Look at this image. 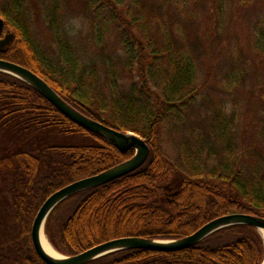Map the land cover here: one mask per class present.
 Listing matches in <instances>:
<instances>
[{
	"label": "trees",
	"instance_id": "trees-1",
	"mask_svg": "<svg viewBox=\"0 0 264 264\" xmlns=\"http://www.w3.org/2000/svg\"><path fill=\"white\" fill-rule=\"evenodd\" d=\"M98 1L95 11H90V0L85 5L96 23L97 61L105 67L102 82L117 100L102 91L91 96L100 80V65L93 64L83 77L75 73L67 53L61 55L73 68L65 73L41 58L28 26L13 22L23 13L15 12L14 3L4 7L0 3L2 32L14 36L0 50V60L28 69L80 113L119 132H132L149 146L146 162L136 171L73 195L51 211L44 224L51 246L68 257L118 238L177 240L228 214L264 219V110L260 139L236 143L234 115L226 113L224 100L200 101L212 71L206 69L203 80L197 73V39L187 43L171 24L184 21V32L189 26L195 35L194 15L201 1ZM100 6L105 14L99 13ZM218 7L217 1L220 32ZM111 35L115 46L108 51L104 40ZM260 35H249L258 55L264 54ZM235 72L227 71L223 78L227 97L230 88L242 84ZM124 80L128 91L119 87ZM197 108L205 116L193 120ZM162 128L165 139L178 131L184 136L177 162L162 149ZM0 140V264H42L33 251L30 228L43 203L67 185L134 154L132 149L119 152L111 142L68 120L32 88L2 73ZM263 260L260 234L249 226H233L179 252L120 251L88 264H261Z\"/></svg>",
	"mask_w": 264,
	"mask_h": 264
},
{
	"label": "rangeland",
	"instance_id": "rangeland-1",
	"mask_svg": "<svg viewBox=\"0 0 264 264\" xmlns=\"http://www.w3.org/2000/svg\"><path fill=\"white\" fill-rule=\"evenodd\" d=\"M200 1L194 15V24L198 28L195 35H191L189 26L188 32H184L181 28L184 21L171 20L177 33L184 37L187 43L193 44L197 39L196 47L200 56L193 53L200 58L199 63H196L200 78L202 80L206 78V69L212 71V76L206 78L209 83L203 88L204 96L200 101L205 97L224 100L226 113L234 115V124L231 128L236 143L259 140L264 110V54L258 55L253 52L249 37L261 34L260 37L262 36L264 41V0ZM217 1L221 12L220 32L217 31L218 18L215 10ZM0 3L3 7L5 4L11 6L14 3L15 12L23 13L22 16L17 14L13 22L20 25L23 21L28 26L30 39L40 57L52 63L57 71L62 69L65 73L68 68H73V63L64 61L61 55L64 53L73 58L77 75L87 77L93 64L100 65L99 59L97 61L99 51L94 43L93 24L96 23L89 17L90 11H95L100 1L90 0V11L85 5L86 0H0ZM103 7L100 6L98 9L101 14H105L106 11ZM188 21L193 20L190 18ZM104 38L102 36V39ZM104 42L110 45L108 51L115 46L113 35L105 38ZM65 45L67 48H64ZM262 47L264 49V45ZM233 69L236 71L235 74H240L242 84L230 88L231 97H227L223 93L225 91L223 78L227 71ZM98 74L100 80L98 79L97 87L92 89L91 96L95 97L102 91L107 96L110 94L112 100H117V94L113 90L109 92L102 82L105 67L101 66ZM213 80L215 84L210 85ZM119 87L123 91H128L126 80L120 81ZM77 93L80 94L82 91L78 90ZM204 116L205 114L201 116L200 109L197 108L192 119L200 120ZM165 135L166 131L160 129L162 149L177 162L179 143L184 141V136L180 131L169 137L170 139H165ZM2 144L0 140V151Z\"/></svg>",
	"mask_w": 264,
	"mask_h": 264
},
{
	"label": "water",
	"instance_id": "water-1",
	"mask_svg": "<svg viewBox=\"0 0 264 264\" xmlns=\"http://www.w3.org/2000/svg\"><path fill=\"white\" fill-rule=\"evenodd\" d=\"M3 25V20L0 17V34L2 33ZM12 40V33H3L0 38V50L7 46ZM0 73L23 82L41 95L68 120L90 133L111 142L119 150V152L126 153L130 149L134 150V154L130 159L96 175L67 185L66 187L53 193L43 203L30 228L32 248L43 264H88L109 254L129 250H146L157 253L179 252L196 246L205 238L220 230L233 226L252 227L260 234L264 245V239L261 235V232L264 233V219L256 216L235 213L216 218L202 226L195 233L177 240L166 241L126 237L107 241L77 255L68 257L59 254L53 249L59 258L57 259L49 256L43 250L41 245V231H44L45 221L51 211L59 203L73 195L101 187L136 171L146 162L149 156V146L142 138L132 132H119L80 113L69 103L63 100L46 82L22 66L0 60ZM164 190L169 191L170 188L165 186ZM261 264H264V260Z\"/></svg>",
	"mask_w": 264,
	"mask_h": 264
},
{
	"label": "bare ground",
	"instance_id": "bare-ground-1",
	"mask_svg": "<svg viewBox=\"0 0 264 264\" xmlns=\"http://www.w3.org/2000/svg\"><path fill=\"white\" fill-rule=\"evenodd\" d=\"M8 33V32H7ZM14 37V36H13ZM261 235L264 239V233L261 232ZM41 245H42V248L43 250L51 257L53 258H59V256L54 252L52 246L50 245L48 239L46 238V235L44 233V231L42 230L41 231Z\"/></svg>",
	"mask_w": 264,
	"mask_h": 264
},
{
	"label": "flooded vegetation",
	"instance_id": "flooded-vegetation-1",
	"mask_svg": "<svg viewBox=\"0 0 264 264\" xmlns=\"http://www.w3.org/2000/svg\"><path fill=\"white\" fill-rule=\"evenodd\" d=\"M3 32L0 34V38L2 37ZM34 251V250H33ZM35 253V252H34ZM37 256V255H36ZM38 257V256H37ZM39 259V258H38ZM39 261L41 262V260L39 259ZM42 263V262H41ZM43 264V263H42Z\"/></svg>",
	"mask_w": 264,
	"mask_h": 264
}]
</instances>
